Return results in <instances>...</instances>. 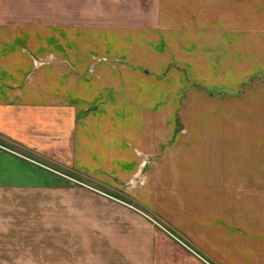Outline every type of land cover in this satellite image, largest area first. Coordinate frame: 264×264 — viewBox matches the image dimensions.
Listing matches in <instances>:
<instances>
[{"label":"crops","instance_id":"0c3cea01","mask_svg":"<svg viewBox=\"0 0 264 264\" xmlns=\"http://www.w3.org/2000/svg\"><path fill=\"white\" fill-rule=\"evenodd\" d=\"M235 1L217 70L179 103L160 77L175 46L0 20V264H264V43L256 71L226 50L264 4Z\"/></svg>","mask_w":264,"mask_h":264},{"label":"rangeland","instance_id":"374dc122","mask_svg":"<svg viewBox=\"0 0 264 264\" xmlns=\"http://www.w3.org/2000/svg\"><path fill=\"white\" fill-rule=\"evenodd\" d=\"M220 0H0L1 22L41 24L80 23L102 25L111 24L114 29L123 26L127 38L134 43L129 49V55L135 57L137 44L133 41L144 37L147 43H165L162 50L168 55L170 45L175 46L176 59L160 57L149 53L147 57L159 61L162 65L161 83L176 86L178 103L183 98L185 90L204 86L202 76L208 71L217 70V36H224L223 26L218 17ZM243 1L246 0H242ZM238 0L235 1L237 3ZM249 2V0H248ZM254 1L253 7L259 9L264 0ZM247 9V5H244ZM260 15H257V18ZM238 19L242 18L240 14ZM220 23L217 30V24ZM240 29L234 34V43L226 47L228 52L234 51L236 69L260 70L263 64L255 56L252 46L254 40L264 43V30L253 22H242ZM263 30V31H262ZM139 32V33H138ZM227 45V43H226ZM162 51V53H163ZM172 51V50H170ZM163 55H165L163 53ZM228 66V62L225 63ZM130 65L134 66L133 62ZM231 66L233 64H230ZM249 66V67H248ZM170 67V68H169ZM145 69V67H143ZM166 72V76L163 74ZM174 73L173 75L170 73ZM180 75V76H179ZM173 80V81H172ZM206 80L203 78V82ZM241 82L240 86L247 83ZM139 86V85H138ZM165 100V99H163ZM163 105V102H162ZM173 111V110H172ZM175 117V110L172 112ZM169 110L162 107L161 119L167 117ZM178 124L183 120V113L175 117ZM167 126L162 125V131ZM13 146L6 140H0V148Z\"/></svg>","mask_w":264,"mask_h":264},{"label":"trees","instance_id":"16d2710c","mask_svg":"<svg viewBox=\"0 0 264 264\" xmlns=\"http://www.w3.org/2000/svg\"><path fill=\"white\" fill-rule=\"evenodd\" d=\"M176 116H177V114H176ZM175 116V117H176ZM175 121H176V119H175ZM179 127V124L177 123V121L175 122V128H178Z\"/></svg>","mask_w":264,"mask_h":264},{"label":"built area","instance_id":"2783aa9c","mask_svg":"<svg viewBox=\"0 0 264 264\" xmlns=\"http://www.w3.org/2000/svg\"><path fill=\"white\" fill-rule=\"evenodd\" d=\"M194 254H196L195 252H194ZM196 255H198V254H196ZM200 258H202L200 255H198Z\"/></svg>","mask_w":264,"mask_h":264}]
</instances>
